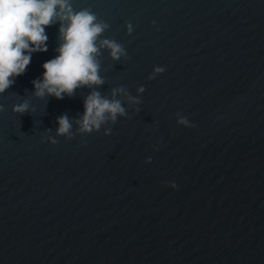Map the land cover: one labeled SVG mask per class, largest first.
Wrapping results in <instances>:
<instances>
[{"label": "water", "instance_id": "95a60500", "mask_svg": "<svg viewBox=\"0 0 264 264\" xmlns=\"http://www.w3.org/2000/svg\"><path fill=\"white\" fill-rule=\"evenodd\" d=\"M70 3L103 82L36 94L56 21L0 91V264H264V0ZM94 90L124 112L85 131Z\"/></svg>", "mask_w": 264, "mask_h": 264}, {"label": "clouds", "instance_id": "9594fccd", "mask_svg": "<svg viewBox=\"0 0 264 264\" xmlns=\"http://www.w3.org/2000/svg\"><path fill=\"white\" fill-rule=\"evenodd\" d=\"M56 21L60 22V43L55 50L56 55L42 63L40 77L33 80L36 94H51L59 98L71 94L80 85L103 82L94 54L98 50L96 37L105 25L96 22L92 12L74 10L70 0H0V91L11 85L16 75L25 71L34 51L47 49L45 26ZM102 43L110 48L113 58L120 55L121 46L118 43L107 39ZM26 108V104L16 106L18 111ZM123 112L118 99H109L94 90L84 99L79 123L82 130L90 131L99 128L105 119L115 120L117 114ZM179 123L194 126L187 116H181ZM57 125L58 133H66L71 127L65 114L57 118ZM167 183L176 187L175 180Z\"/></svg>", "mask_w": 264, "mask_h": 264}]
</instances>
